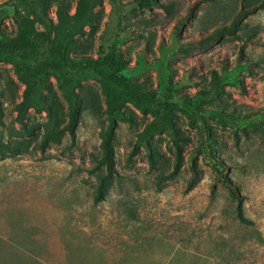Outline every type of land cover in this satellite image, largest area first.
Wrapping results in <instances>:
<instances>
[{"label":"rangeland","instance_id":"1","mask_svg":"<svg viewBox=\"0 0 264 264\" xmlns=\"http://www.w3.org/2000/svg\"><path fill=\"white\" fill-rule=\"evenodd\" d=\"M93 2L68 55L158 102L0 59V264H264V0ZM77 3L0 0V36Z\"/></svg>","mask_w":264,"mask_h":264},{"label":"trees","instance_id":"2","mask_svg":"<svg viewBox=\"0 0 264 264\" xmlns=\"http://www.w3.org/2000/svg\"><path fill=\"white\" fill-rule=\"evenodd\" d=\"M25 3L26 0H17ZM17 3L15 6L17 7ZM93 0H78L73 14L60 10L58 20L54 25L43 23L31 34L24 36H0V59H6L15 64L22 71L38 72L43 70L61 71L70 74L93 73L112 83L141 109H147L158 102L154 92L141 89L127 79L121 72L123 60L119 54L109 52L103 57L87 60H74L68 55L69 40L66 32L71 24L85 23L91 14ZM246 12V11H245ZM245 13H243L244 15ZM27 97L35 91L37 83L29 74L27 80ZM70 132L73 134L72 128ZM107 147V145H106ZM105 161H109L106 153ZM228 194L238 202V217L245 220L241 213V196L231 187Z\"/></svg>","mask_w":264,"mask_h":264}]
</instances>
